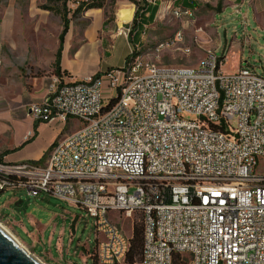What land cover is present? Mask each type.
Segmentation results:
<instances>
[{
  "label": "built area",
  "instance_id": "2783aa9c",
  "mask_svg": "<svg viewBox=\"0 0 264 264\" xmlns=\"http://www.w3.org/2000/svg\"><path fill=\"white\" fill-rule=\"evenodd\" d=\"M79 1H66L68 17ZM183 15L191 17V9H178ZM129 24L118 27L128 42ZM135 50L120 68L83 80L53 77L27 116L77 119L82 128L56 141L44 164L0 162V193L44 194L83 210L95 225L98 264H125L131 237L113 216L133 220L136 213L141 264H264V172L257 171L264 163V76L242 65L226 73V57L215 53L194 67L171 68L132 58ZM112 92L123 111L96 118L94 105Z\"/></svg>",
  "mask_w": 264,
  "mask_h": 264
},
{
  "label": "rangeland",
  "instance_id": "374dc122",
  "mask_svg": "<svg viewBox=\"0 0 264 264\" xmlns=\"http://www.w3.org/2000/svg\"><path fill=\"white\" fill-rule=\"evenodd\" d=\"M95 1L104 4L108 23L113 25L116 32L121 26L116 23L117 12L132 8L135 15L137 10L134 0ZM179 1L157 0L159 10L154 22L144 27L142 39L139 36L132 42L139 55L143 54L156 65L172 68L194 67L208 53H215L217 57H227L222 68L226 73L234 72L242 65L251 66L259 75L264 76V23L255 20L248 5L243 4L240 7V0H194L196 7L191 9V17H177V10L182 8ZM136 2L143 8L141 0ZM4 4L7 5L6 0ZM45 4H48V0H40L37 6L40 9ZM24 5L20 11H25L26 4ZM24 18L21 13L18 20L23 22ZM56 19L57 23L62 24L60 16L57 15ZM68 19L76 26L84 20V12L74 13ZM27 30L29 29L24 32ZM25 35L29 36L30 32L27 31ZM178 35L180 41L172 44ZM161 43H169V46H164L158 53L155 48ZM117 44L116 61L122 63L129 52L126 54V50L122 53L121 48L126 46L125 41H118ZM186 50L190 54H186ZM124 53L126 56H123ZM6 101V97H0V147L15 143L30 123L12 109H7ZM185 118L194 119L192 116ZM66 124L69 134L82 128L77 119H70ZM237 125V118L231 120L232 128ZM257 171L264 172L263 162H260ZM18 201H22L19 208L15 206ZM113 221L129 237L132 236L134 223L143 224L140 213H136L133 220L113 216ZM0 225L42 264L92 262L91 252L96 246L93 219L86 217L83 210L69 206L61 200L44 194L32 198L24 190H6L0 193ZM49 238L53 239L54 245L59 244L61 248L56 250L54 245L50 246Z\"/></svg>",
  "mask_w": 264,
  "mask_h": 264
},
{
  "label": "crops",
  "instance_id": "0c3cea01",
  "mask_svg": "<svg viewBox=\"0 0 264 264\" xmlns=\"http://www.w3.org/2000/svg\"><path fill=\"white\" fill-rule=\"evenodd\" d=\"M39 1L6 0L5 6V0H0V97L7 98V109L30 121L15 143L0 147V162L8 164L26 161L44 164L52 145L69 135L66 123L35 122L26 114L28 106L40 103L49 91L62 32L56 16L38 8ZM24 4L25 11H20ZM243 4L249 6L257 22L264 23V0H240L239 6ZM21 13L25 17L23 22L18 20ZM133 17L134 9L131 19L125 23L131 24ZM106 21L103 8L84 12V20L76 26L70 23L61 53V73L83 80L124 66L132 43L119 36L118 30ZM116 23L118 26L119 22ZM27 28L29 36L24 32ZM118 41L126 43L122 53L129 52L127 56L124 53L122 63L116 61ZM34 132L36 136L31 140ZM48 242L54 245L52 238ZM54 246L56 250L61 248L59 244Z\"/></svg>",
  "mask_w": 264,
  "mask_h": 264
},
{
  "label": "trees",
  "instance_id": "16d2710c",
  "mask_svg": "<svg viewBox=\"0 0 264 264\" xmlns=\"http://www.w3.org/2000/svg\"><path fill=\"white\" fill-rule=\"evenodd\" d=\"M66 1L67 0H48V4L40 6L41 10L49 11L53 13L55 16H60L61 21H62V32L59 37L60 41V46L58 49V52L56 54V60L54 63V73L57 76H61V71H60V59H61V53H62V48L64 44V38L66 34L68 33L69 30V25L70 21L67 17V7H66ZM143 3V8L141 5L134 0V4L137 6V10L135 12L134 18H133V27H131V32L134 34L133 38L130 40V42H135L137 37L141 36L144 27L146 25L151 24L154 22L156 15L159 10V5L157 3L155 4H149L147 0H141ZM56 4V5H55ZM179 4L182 8L184 9H194L196 7V3L194 0H180ZM60 5V6H58ZM104 4L100 1H85L80 3L79 7L76 9L74 12L75 14H79L81 12H86L91 9H103ZM107 17V15H106ZM109 20L107 19L106 23ZM128 58V57H127ZM224 58V57H222ZM66 75V74H63ZM36 136V132H34L33 137L31 138L34 139ZM30 141V140H29ZM5 154V153H4ZM143 224L142 223H134L133 225V232L132 236L130 238V249L127 254L126 258V264H141L142 261V254H143ZM91 264H98L97 258L95 255V250L91 252Z\"/></svg>",
  "mask_w": 264,
  "mask_h": 264
},
{
  "label": "bare ground",
  "instance_id": "6f19581e",
  "mask_svg": "<svg viewBox=\"0 0 264 264\" xmlns=\"http://www.w3.org/2000/svg\"><path fill=\"white\" fill-rule=\"evenodd\" d=\"M85 1L86 0H80L77 5H72L71 9L69 10V16H72L74 12L76 11V9L79 7L80 3L85 2ZM132 10H133L132 8L119 10L117 12L118 22L123 24L124 22L129 21L132 16ZM164 46L165 44L161 43L157 45V48H164ZM143 57H144L143 54L139 55L137 50L132 51V58H143ZM113 109H114V112L123 111V102H121V96H119V92H112L111 96L104 98L101 102H98L97 104H95L94 105V116L96 118H103L107 111L113 110ZM49 153L50 155L48 156V159H51V151ZM55 196H62V188H55ZM0 227L3 229L1 225Z\"/></svg>",
  "mask_w": 264,
  "mask_h": 264
},
{
  "label": "water",
  "instance_id": "95a60500",
  "mask_svg": "<svg viewBox=\"0 0 264 264\" xmlns=\"http://www.w3.org/2000/svg\"><path fill=\"white\" fill-rule=\"evenodd\" d=\"M22 201L15 203L19 208ZM0 264H42L0 227Z\"/></svg>",
  "mask_w": 264,
  "mask_h": 264
}]
</instances>
